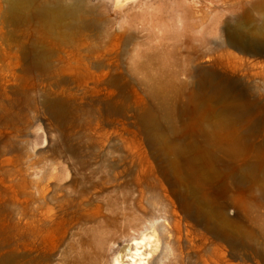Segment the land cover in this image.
Segmentation results:
<instances>
[{
  "label": "rangeland",
  "instance_id": "obj_1",
  "mask_svg": "<svg viewBox=\"0 0 264 264\" xmlns=\"http://www.w3.org/2000/svg\"><path fill=\"white\" fill-rule=\"evenodd\" d=\"M94 1L104 3L102 9L115 18L116 30H123L124 27L120 26L128 25L120 22L125 21L124 13L139 12L143 3H146L144 7L149 12L157 11L160 3L163 12L169 10V5L177 6L175 0ZM184 2L191 10L190 21L198 24L189 28L194 34L190 39L177 37L165 40L176 43L182 50V54L176 55L181 57L180 60L170 67L175 84L182 86L184 81L188 82L186 90L190 92L195 81L192 70L198 66L210 67L235 79V85L227 89L228 94L234 97L238 107L240 104L245 107L246 118H251L260 128L256 141L263 145L264 151V52L252 53L230 44L222 45L221 24L208 25L218 19L226 8L237 5L238 0ZM134 24L140 26L137 21ZM31 25L35 27L36 23L31 22ZM160 27L171 30L184 28L181 22L169 27L162 23ZM201 28L214 34L204 39ZM6 29L0 27V33ZM150 41L156 42L157 39ZM97 42L93 38H85L77 39L68 46L59 43L46 46V42L41 45L51 51L48 58L52 62L53 74L75 79L70 87H57L48 84L37 71L32 72L29 79L24 70L26 63L18 52L19 42L0 40V113L3 117L0 119V258L10 256L6 264H46L47 248L53 254L50 264H78L83 253L89 254L96 247L93 242L95 231L91 226L97 225V222L79 223L84 215L81 214L84 212L81 207L73 214V220L67 218L64 223L46 230V168H61L60 184L66 186L58 190L71 194L79 202L82 199L78 195L81 186L76 188L70 183L85 174L90 175L92 168L98 167L107 158L106 162L117 165L119 170L126 169L121 180L132 181L137 174L139 179H135L131 187L128 202H124L123 189L118 190L114 181L108 182L104 190L90 193L89 198L94 203L99 198L107 202L104 197L110 194L119 203V210L123 212V207L128 204L127 211L135 218L133 227L119 231V239L112 245L115 248L108 251L100 264H112L113 256L126 239L139 235L144 229L151 231L153 228L160 241V250L164 243L170 245L162 264H263L252 249L244 259L235 257V252L240 249L238 239L229 240L223 235L211 233L183 207L178 197L182 178L181 160L178 155L170 154L174 182L159 172L157 158L145 142L149 134L141 118L147 108L153 109L161 118L160 106L173 102V98H165L155 89L152 80L135 73L133 66L137 51L133 43L125 44L110 36L105 42L100 41V50L91 49ZM118 51L124 53L119 56ZM93 58L104 59L107 65L96 67L90 61ZM158 64L167 66L165 61ZM116 75L121 79L119 86L113 84ZM176 85L171 86V94H176L173 91ZM178 97L179 104H183V94ZM46 98L64 100L59 104L62 116L57 118L47 111ZM150 132L157 137L173 136L175 133L165 122H156ZM87 139L95 142L99 154L91 158L89 168L82 169L67 152L64 143L68 141L77 148L84 145ZM101 174L97 173L92 180H98ZM261 175L259 184L246 191L237 187L236 180L230 177L226 180L228 191L222 184L216 188L201 185L199 191L200 195L212 199L216 212L223 211L244 225L249 231L247 239L250 246L254 250H262L264 254V171ZM150 182L156 183L154 188ZM89 184L86 182L87 186ZM241 202H246V206ZM89 207L94 208L95 205L91 203ZM109 211L108 206H104L103 212ZM103 218L99 215L98 220ZM85 228L89 230L84 234L85 242L80 244L77 240ZM86 260H83L85 264H89L90 257L87 256Z\"/></svg>",
  "mask_w": 264,
  "mask_h": 264
},
{
  "label": "bare ground",
  "instance_id": "obj_2",
  "mask_svg": "<svg viewBox=\"0 0 264 264\" xmlns=\"http://www.w3.org/2000/svg\"><path fill=\"white\" fill-rule=\"evenodd\" d=\"M238 2L237 5L226 8L218 19L210 21L208 25L221 24L222 45L230 44L241 51L262 53L264 52V0H238ZM175 3L177 6L169 5V10L166 12H163L161 3L157 6V11L150 12L144 7L146 3H143L142 10L137 13L125 12L123 15L125 21L120 22L128 25H121L120 28L124 27V29L116 30L115 18H111L102 9L104 3L94 0H0V27L7 28L0 33V40L19 42L18 52L26 63L24 70L29 79L31 73L37 71L48 84L57 87H70L75 79L53 74L52 62L48 58L51 51L43 48L41 46L44 45L43 43L46 42V46L50 43L68 46L77 39L93 38L98 42L95 47L92 45L91 49L96 50H100V41L105 42L110 36L125 44L133 43L137 51L133 66L135 73H141L142 78L152 80L155 89L163 93L165 98H173V102L160 106L161 118L151 108H147L141 115L143 127L149 134L145 142L150 152L157 158L159 172L174 182L169 164L170 154L178 155L182 163L181 190L178 192V197L183 207L190 212L194 220L203 224L211 233L223 235L229 240L238 239L240 249L235 252V257L244 259L252 249L255 257L264 264L262 250H254L249 244L248 229L223 211L216 212L212 207V199L200 195L199 191V187L205 184L212 188L222 184L225 185V191H228L226 180L229 177L236 180L237 187L242 191L259 184L261 173L264 171L263 145L256 141L260 128L251 118H246V112H243L245 107L243 108L241 104L238 107L234 97L228 94L227 89L235 85V79L210 67L198 66L192 70L195 81H193V89L190 87L192 89L190 92L186 90L188 82L184 81L182 86L175 84L170 67L180 60L181 57L176 55L182 54V50L176 43L171 44L165 40L177 37L190 39L194 34L189 28L198 24L196 21H190L191 10L184 0H175ZM136 21L140 26L134 24ZM31 22L36 23L35 27ZM179 22L184 26L181 30L160 27L162 23L169 27ZM209 34L213 35L214 32L201 30L204 39H209ZM152 39L157 41L151 42ZM123 53L124 51H118L119 56ZM90 61L96 67L107 65L104 59L93 58ZM161 61H165L167 66H159L158 63L161 64ZM156 62L157 64L154 65ZM120 80L119 75L114 76L113 84L119 86ZM172 85H176L173 90L176 94H171ZM180 94L185 97L181 105L178 97ZM45 103L47 111L52 116L58 118L63 115L59 107V104L64 103L63 99L46 98ZM2 118L0 113V119ZM156 122L168 123L169 128L175 132L173 136L152 135L150 130ZM64 146L82 169L89 168L91 158L99 154L92 139H87L81 147L75 148L68 141ZM103 161L98 167L92 168L90 175L85 174L81 178H75L70 183L76 188L78 185L81 186L78 189V195L82 197L79 202H76L71 194L67 195L58 190L66 186L60 184L61 168L57 170L46 168V230L56 224L64 223L67 218L73 220L75 217L73 214L78 212L80 207L84 211L81 214L84 215L80 217L79 223L83 225L91 221L97 222V225L91 226L95 231L93 242L96 247L89 254L83 253L78 264H85L83 260H86L87 256L90 257L89 264H100L108 251L115 248L112 245L119 239V231L124 232L134 225L135 218L127 211L128 204L123 207L122 212L119 210V203L110 194L104 197L107 202L99 198L95 199L94 203L90 199V193L96 194L104 190L108 182L114 181L118 190L123 189L124 202H128L132 192L131 187L136 182L135 179H139L137 174L132 181L121 180L126 169L119 170L117 165L107 163V158ZM97 173L102 174L98 180L93 181ZM86 182L90 183L89 186ZM150 184L154 188L156 183L150 182ZM91 203L95 205L94 208H88ZM104 206H108L110 210L108 213L103 212ZM243 206H246V202ZM99 215L104 217L103 220H98ZM88 230L85 228L81 231V237L77 240L80 244L85 242L84 234ZM169 246V243H164V247L160 250L156 229L153 228L151 231L144 229L139 235L126 239L119 246L113 256L112 264H162ZM51 251L46 248V264H50L52 259ZM9 259L10 256L0 258V264H6Z\"/></svg>",
  "mask_w": 264,
  "mask_h": 264
}]
</instances>
